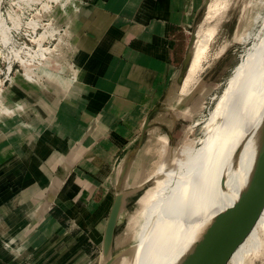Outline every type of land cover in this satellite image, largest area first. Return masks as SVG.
<instances>
[{
    "label": "crops",
    "instance_id": "obj_1",
    "mask_svg": "<svg viewBox=\"0 0 264 264\" xmlns=\"http://www.w3.org/2000/svg\"><path fill=\"white\" fill-rule=\"evenodd\" d=\"M80 1L66 26V85L53 94L15 75L0 87V264L101 263L120 168L127 161L123 189L137 188L141 126L179 85L202 0Z\"/></svg>",
    "mask_w": 264,
    "mask_h": 264
},
{
    "label": "rangeland",
    "instance_id": "obj_2",
    "mask_svg": "<svg viewBox=\"0 0 264 264\" xmlns=\"http://www.w3.org/2000/svg\"><path fill=\"white\" fill-rule=\"evenodd\" d=\"M212 1H201L187 29L188 38L190 32L194 31L193 39L199 30V23H203L204 30L214 29L206 60L202 62L189 90L180 94L179 89L172 86L168 94V107L162 109L163 103H160V107L155 108L153 113V122L151 121L149 127L154 128V132L165 135L167 142L162 138H153L157 133L154 136L146 133L144 142L135 148L134 155L130 158L132 163L136 151L140 149L138 158L141 165L146 167L138 180L132 174L133 179L127 184L142 181L135 191L131 189L136 186L127 189L131 192L125 197L124 207L119 214L112 254H121L134 245L140 223L157 208L163 192L166 191L160 181L156 183V174H152L156 168L166 165L169 170L173 168L174 172H178L180 163L185 159L184 147L187 153L192 154L213 130L216 133L224 130L227 119L216 114L218 103L241 59L264 35V0H225L223 10L206 21L207 8ZM80 4V0H0V41L1 35L3 39L6 35L4 46L0 45V69L4 70L12 60V54L19 51L21 66L13 63L12 71L17 69L21 73L24 69L25 72L27 68L22 63L23 60L34 72L38 71L39 65L45 64L44 68L35 72L37 78L35 81L31 80L32 83L24 78L25 75L32 76L26 72L24 76L18 77L34 87L45 88L55 94L56 85L63 87L66 85L64 79L68 78L70 43L66 38V26ZM4 23L8 28L4 27ZM194 42L190 47L191 56ZM53 74L57 76L54 78L51 76ZM11 76L9 82L6 81L3 85L13 83ZM49 77L54 78V81H49ZM0 106H5L1 98ZM2 111L0 110V127L5 122ZM124 259L125 255L122 254L115 264H123ZM228 264H264V207L249 234L233 251Z\"/></svg>",
    "mask_w": 264,
    "mask_h": 264
},
{
    "label": "bare ground",
    "instance_id": "obj_3",
    "mask_svg": "<svg viewBox=\"0 0 264 264\" xmlns=\"http://www.w3.org/2000/svg\"><path fill=\"white\" fill-rule=\"evenodd\" d=\"M224 6L225 0L210 2L205 20L216 17ZM202 27L203 23L197 26L199 30L193 39V54H190L183 84L181 81L176 87L180 94L189 90L202 62L206 60L214 29L204 30ZM22 63L29 75H35V72H39L45 65H39L38 71L34 72L27 62L23 60ZM70 74L72 75L73 71ZM216 114L227 119L224 130L220 133L213 130L192 154L187 153L184 147L185 159L180 163L178 172L160 165L152 173L156 174V183L160 181L166 191L163 192L157 208L140 223V231L134 245L123 253V264H176L189 250L211 217L235 200L245 183L255 150L260 147L262 140L264 35L233 71L218 103ZM125 177L126 172L121 188H124ZM123 191H126L127 195L130 193L127 189Z\"/></svg>",
    "mask_w": 264,
    "mask_h": 264
},
{
    "label": "water",
    "instance_id": "obj_4",
    "mask_svg": "<svg viewBox=\"0 0 264 264\" xmlns=\"http://www.w3.org/2000/svg\"><path fill=\"white\" fill-rule=\"evenodd\" d=\"M190 32L184 56L172 84L178 85L183 80L190 58V47L193 33ZM155 110V109H154ZM153 110V111H154ZM150 116V115H149ZM149 116L141 126L138 144L140 145L145 131L149 128ZM128 168L127 161L122 164L115 191L102 232L100 243V264H115L123 253L112 254L115 228L118 224L127 192L121 188L124 174ZM134 191V190H132ZM131 192V191H130ZM264 207V127L260 147L255 150L247 178L235 200L224 209L215 213L203 231L193 242L189 250L176 264H228L236 247L245 239L253 228Z\"/></svg>",
    "mask_w": 264,
    "mask_h": 264
},
{
    "label": "built area",
    "instance_id": "obj_5",
    "mask_svg": "<svg viewBox=\"0 0 264 264\" xmlns=\"http://www.w3.org/2000/svg\"><path fill=\"white\" fill-rule=\"evenodd\" d=\"M36 3H38V2H36ZM41 5H42V4H41ZM34 25H36V23H34ZM4 27H5V28H8V27L6 26L5 23H4ZM4 35H5V34H4ZM24 38H25L27 41H29V39H28L27 37L24 36ZM5 42H6V35H5V38H4V39L2 38V35H1L0 45H1V46H4L3 43H5ZM34 53H35V52H34ZM26 55H29V54L26 53ZM31 56H33V55H31ZM20 58H21V57H20V55H19V51H18V52H14V53L12 54V60L9 61V62L7 63V65L5 66L4 70L0 69V75L2 74V78L0 79V80H1V85H0V87L3 86L4 82H6V81L9 82L10 75H12L11 77H13V76H15V75H16V76H18V75H22V76H24V74H23V69H22L21 73L18 72L17 69H14V70L12 71V65H13V63H16L18 66H19V65L21 66V63H20V61H19ZM22 59H23V57H22ZM24 78L26 79V81L32 83L31 80H32V81H35L34 79H36L37 77H36L35 75H32V78H31V79H27L25 76H24Z\"/></svg>",
    "mask_w": 264,
    "mask_h": 264
}]
</instances>
